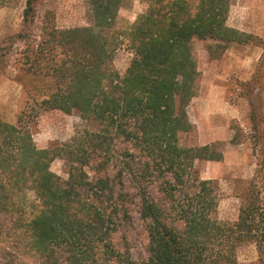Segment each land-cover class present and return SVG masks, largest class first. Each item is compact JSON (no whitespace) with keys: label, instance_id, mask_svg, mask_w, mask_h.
<instances>
[{"label":"trees","instance_id":"obj_1","mask_svg":"<svg viewBox=\"0 0 264 264\" xmlns=\"http://www.w3.org/2000/svg\"><path fill=\"white\" fill-rule=\"evenodd\" d=\"M24 1L14 78L27 99L16 123L0 116V264H238L248 242L259 252L252 264H264L258 177L238 219L220 218L219 185L197 163L224 153L198 143L188 111L200 80L194 41L212 40L217 56L253 37L228 24L233 0H142L147 10L123 28L119 11L133 0H85L89 24L42 20L38 40L39 0ZM124 45L134 57L121 74L114 60ZM45 110L87 124L39 147L33 127ZM58 158L65 176L52 169ZM138 222L146 241L136 253Z\"/></svg>","mask_w":264,"mask_h":264},{"label":"rangeland","instance_id":"obj_2","mask_svg":"<svg viewBox=\"0 0 264 264\" xmlns=\"http://www.w3.org/2000/svg\"><path fill=\"white\" fill-rule=\"evenodd\" d=\"M25 1L21 0L0 9V55L6 71L0 74V116L16 123L24 108L27 94L15 80L16 66L24 43L17 36L22 30ZM148 2L133 0L119 11L118 27L131 25ZM59 27L83 26L90 22L85 0H39V14L35 25L36 39L41 33V21ZM228 24L252 34L250 42L231 45L222 55L211 54L208 45L212 40L193 43L200 70L197 102L188 107L194 123L198 143L212 141L223 150L220 161L201 160L197 166L204 178L219 185V216L226 221L238 219L241 195L247 183L257 175L258 188L264 196V0H233ZM133 52L127 46L118 48L115 66L125 73ZM224 99L232 106L235 116L226 117L217 110L218 101ZM198 102L200 104L198 105ZM87 122L77 112L45 110L33 127L34 139L39 147L64 143L83 129ZM239 134V141L232 138ZM215 139V140H214ZM56 173L65 176L61 158L52 163ZM146 234L138 222L135 252L143 249ZM137 253V252H136ZM238 264H252L259 258L257 245L242 244L237 251Z\"/></svg>","mask_w":264,"mask_h":264},{"label":"crops","instance_id":"obj_3","mask_svg":"<svg viewBox=\"0 0 264 264\" xmlns=\"http://www.w3.org/2000/svg\"><path fill=\"white\" fill-rule=\"evenodd\" d=\"M197 100H198V98H197V96H195L194 98H193V100H192V102L193 103H195V102H197ZM200 104V102H198V105ZM217 108H218V112L219 113H221V114H225V116L226 117H233V116H235V113H233L234 111H233V109H232V106H230L229 105V103H227L224 99H220L219 101H218V105H217ZM233 138H234V136H233ZM232 138V139H233ZM215 140V139H214ZM213 141V140H212ZM212 141H208V142H203V143H201V144H208V143H210V142H212Z\"/></svg>","mask_w":264,"mask_h":264}]
</instances>
